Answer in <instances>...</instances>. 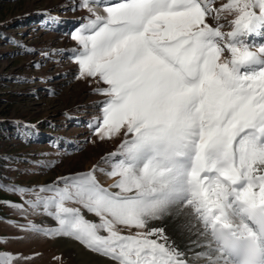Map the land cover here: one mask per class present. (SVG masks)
<instances>
[{
  "label": "snow or ice",
  "instance_id": "snow-or-ice-1",
  "mask_svg": "<svg viewBox=\"0 0 264 264\" xmlns=\"http://www.w3.org/2000/svg\"><path fill=\"white\" fill-rule=\"evenodd\" d=\"M77 9L88 15L68 34L76 47L40 55L68 51L76 78L102 96L88 127L100 141L124 139L88 170L3 186L28 195L8 202L22 214L55 222L19 227L72 238L112 264H264V0H76ZM11 123L25 140L38 134ZM185 209L199 226L191 257L150 226ZM29 259L0 251V264Z\"/></svg>",
  "mask_w": 264,
  "mask_h": 264
},
{
  "label": "rangeland",
  "instance_id": "rangeland-1",
  "mask_svg": "<svg viewBox=\"0 0 264 264\" xmlns=\"http://www.w3.org/2000/svg\"><path fill=\"white\" fill-rule=\"evenodd\" d=\"M75 2L0 0V31L7 37H0V121L10 123L9 128L0 133V161L3 164L0 174V251L31 257L14 264H79L76 262L78 253L64 250L65 240L79 244L83 253L104 257L72 238L46 237L22 230L19 225H27L29 221L45 227L53 226L55 222L47 215L34 214L31 210L22 214L8 202L23 204L28 195L3 187H30L49 183L68 173L88 170L94 164H102L101 157L116 151L124 139L118 136L100 141L88 127L89 120L99 115V108L94 105L102 96L93 92L97 86L94 80L89 83L76 78L78 67L69 58V52L57 51L51 59L40 55L42 51L76 47L68 34L79 25V18L88 13L72 10ZM222 2L224 0H216L217 4ZM99 9L103 8L98 7V12ZM44 10L59 19L41 23L44 17L37 13ZM224 30H228L227 25ZM257 40H264V37ZM21 45L35 51L24 52ZM38 60L42 66L36 68L33 62ZM33 76H43L44 79L33 82L30 79ZM20 77L29 79L21 82ZM32 89L35 95L30 94ZM45 89H52L53 94L49 95ZM14 119L37 125L38 134L23 139L18 127L11 123ZM97 175L107 186L104 183L106 175ZM68 206L77 205L69 203ZM24 207L28 206L25 204ZM84 214L89 220L98 219L86 211ZM53 257L60 259L54 260Z\"/></svg>",
  "mask_w": 264,
  "mask_h": 264
},
{
  "label": "bare ground",
  "instance_id": "bare-ground-1",
  "mask_svg": "<svg viewBox=\"0 0 264 264\" xmlns=\"http://www.w3.org/2000/svg\"><path fill=\"white\" fill-rule=\"evenodd\" d=\"M99 13L103 14V9H99ZM105 180L104 183H106V185L113 182V179L110 177L105 178ZM189 213L190 209H185L180 213H173L161 221L153 222L151 225L154 228H163L171 241H174L176 246L187 252L189 257H191L192 251L190 250V242L197 240L196 233L199 226L197 225L194 216ZM65 241L67 242L64 244V250L66 252L78 253L76 262L79 264H111V262L108 259H104V257L97 256L90 252L83 253L82 247L73 240ZM199 264H205V262L201 260Z\"/></svg>",
  "mask_w": 264,
  "mask_h": 264
},
{
  "label": "trees",
  "instance_id": "trees-1",
  "mask_svg": "<svg viewBox=\"0 0 264 264\" xmlns=\"http://www.w3.org/2000/svg\"><path fill=\"white\" fill-rule=\"evenodd\" d=\"M0 33H1V31H0ZM9 126H10V123L8 124V122L7 121H0V133H1V131H5V130H7L8 128H9ZM2 154L0 153V156H1ZM2 167H3V164H2V162L0 161V174H1V171H2Z\"/></svg>",
  "mask_w": 264,
  "mask_h": 264
}]
</instances>
